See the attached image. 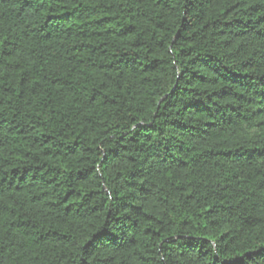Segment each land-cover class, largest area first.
<instances>
[{"label": "trees", "instance_id": "16d2710c", "mask_svg": "<svg viewBox=\"0 0 264 264\" xmlns=\"http://www.w3.org/2000/svg\"><path fill=\"white\" fill-rule=\"evenodd\" d=\"M0 264H264V0H0Z\"/></svg>", "mask_w": 264, "mask_h": 264}]
</instances>
